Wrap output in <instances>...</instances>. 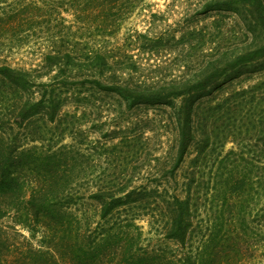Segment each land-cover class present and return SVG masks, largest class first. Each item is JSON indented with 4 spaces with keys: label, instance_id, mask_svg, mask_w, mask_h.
Masks as SVG:
<instances>
[{
    "label": "rangeland",
    "instance_id": "1",
    "mask_svg": "<svg viewBox=\"0 0 264 264\" xmlns=\"http://www.w3.org/2000/svg\"><path fill=\"white\" fill-rule=\"evenodd\" d=\"M207 1L0 0V65L16 69L12 81L0 77V124L23 119L21 127L5 130L9 146L1 148L0 168L19 176L26 189L25 197L17 191L3 197L0 264H96L83 246L107 229L119 239L140 234L139 245L155 251L160 264H185L189 257L264 264L262 8L250 0H220L193 18ZM192 19L200 27L219 25L210 28L223 51L251 45L254 58L197 101L196 138L177 165L173 108L131 104L96 79L155 77L168 88L175 79L185 81ZM99 51L111 61L126 55L122 60L135 59L139 68H103ZM9 86L10 95L4 93ZM39 189L47 191V205L69 212L72 251L49 249V232L33 236L14 225L12 216ZM103 189L116 198L102 218L103 201H111L98 195ZM177 198L192 221L186 242L169 234ZM118 262L100 264H130Z\"/></svg>",
    "mask_w": 264,
    "mask_h": 264
},
{
    "label": "trees",
    "instance_id": "2",
    "mask_svg": "<svg viewBox=\"0 0 264 264\" xmlns=\"http://www.w3.org/2000/svg\"><path fill=\"white\" fill-rule=\"evenodd\" d=\"M220 0L207 1L206 7L200 11L195 12L194 17L207 14L214 4ZM252 5H260L262 10L261 14V25L264 30V0H250ZM192 25H189L188 34L190 37V48L192 58L188 62L189 78L185 81L175 79L168 88L165 84H159L160 82L152 77L151 80L142 82H125L113 81L110 84H104L100 79H96V82L101 88L117 92L122 94L126 99L130 101L131 104L146 103V104H156V105H168L174 110V122L177 125V162L180 164L188 149L190 148L192 142L196 138V129L194 127V109L197 101L210 93L212 88L217 86V83L225 75H235L239 74V67L242 64H246L253 60L252 55L253 49L251 45H245L240 51H237V47L234 44L226 47L223 51V46L219 43L215 35L210 28L214 30H219V25H215L211 22V25L207 28L200 27L195 19L190 21ZM215 25V26H214ZM217 27V28H216ZM256 52V51H254ZM264 53V44L257 48V53ZM126 55H121L117 59L111 61L108 55H104L100 51L96 54L95 58L101 59V66L103 68H109L113 64H118L127 70L132 72L137 71L139 68V63L135 59L122 60V57ZM257 56V55H256ZM262 56V55H261ZM180 65V61L176 62ZM157 68V67H156ZM14 72L16 69L8 64L0 65V77L4 81H12L14 79ZM123 72V71H121ZM124 73V72H123ZM123 78V77H120ZM8 95L12 93V88L9 86L6 88ZM12 106H17L12 104ZM23 124V119L16 124H0V152L1 148L4 146H9V143L5 141L4 134L5 130H13L15 127H21ZM18 150L19 145L12 142V147ZM11 147V146H10ZM24 150L18 151L16 158L19 160L23 155ZM2 165L0 168V218L5 216L7 213L6 201L3 197L8 196L11 191H17L18 195L26 196L25 181L22 182L19 176H13L11 173H7L6 167ZM9 169V165H7ZM24 192V193H23ZM102 195L106 198H111V201L105 199L103 201L104 210L101 217H105L107 213L111 212L114 208L113 202H115V195H111V192L103 189L100 191ZM47 191L39 189V191L32 194L30 200L25 202L22 209L17 210V214L12 216V220L15 226L19 228L27 229L31 235H36L39 230H43L45 235H48L49 241L47 246L49 249H53L58 245H62L67 250H73L71 243L70 233L72 231L73 222L69 219L70 214L67 211L59 210V208L53 207L52 205H47ZM179 201L178 214H176L175 219L169 225L170 236L179 241L186 242L189 232L190 225L192 221L190 217H184L182 209L186 203L180 198ZM42 203L45 204L42 206ZM39 207H43V211L39 210ZM188 210V207L185 208ZM60 213L63 217L57 218L54 213ZM186 212V210H185ZM187 218V219H186ZM135 225V223H132ZM137 226V225H136ZM123 232V231H122ZM57 238L61 239L62 244ZM80 235V233H79ZM119 235H116L112 229H107L102 236H99L93 240L91 244H85L83 246V253L93 256V261L96 264L101 262L110 263L114 261H119L121 263L123 259L129 260L130 264H160L159 257L155 251H150L148 249H143L139 245L141 240L140 234H134L132 238L124 237L119 239ZM134 239V242L132 241ZM45 240V239H44ZM55 240V241H54ZM137 244V246H135ZM130 249V251H128ZM185 264H208L206 260L200 258L199 260L191 261L190 257L186 260Z\"/></svg>",
    "mask_w": 264,
    "mask_h": 264
}]
</instances>
